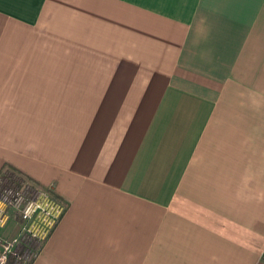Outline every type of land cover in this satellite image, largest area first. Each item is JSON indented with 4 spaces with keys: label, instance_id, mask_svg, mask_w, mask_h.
<instances>
[{
    "label": "crops",
    "instance_id": "1",
    "mask_svg": "<svg viewBox=\"0 0 264 264\" xmlns=\"http://www.w3.org/2000/svg\"><path fill=\"white\" fill-rule=\"evenodd\" d=\"M8 169L66 206L34 264H264V0H0Z\"/></svg>",
    "mask_w": 264,
    "mask_h": 264
},
{
    "label": "built area",
    "instance_id": "2",
    "mask_svg": "<svg viewBox=\"0 0 264 264\" xmlns=\"http://www.w3.org/2000/svg\"><path fill=\"white\" fill-rule=\"evenodd\" d=\"M8 211L15 214L21 232L12 239L0 235V264H34L66 206L53 188L43 189L8 169L0 176V229L11 219Z\"/></svg>",
    "mask_w": 264,
    "mask_h": 264
},
{
    "label": "rangeland",
    "instance_id": "3",
    "mask_svg": "<svg viewBox=\"0 0 264 264\" xmlns=\"http://www.w3.org/2000/svg\"><path fill=\"white\" fill-rule=\"evenodd\" d=\"M27 49V51L29 50V51H32V52H34L36 49L34 48V46H32V43L31 42H26V46H25ZM112 60V62H113V64H114V60L113 59H111ZM112 62L110 61L109 62V65H112ZM115 62H117V60H115ZM109 67V66H108ZM24 175V174H23ZM26 177V176H25ZM28 178V177H27ZM11 223L13 224V225H16L17 224V220H15L14 218L11 220Z\"/></svg>",
    "mask_w": 264,
    "mask_h": 264
},
{
    "label": "trees",
    "instance_id": "4",
    "mask_svg": "<svg viewBox=\"0 0 264 264\" xmlns=\"http://www.w3.org/2000/svg\"><path fill=\"white\" fill-rule=\"evenodd\" d=\"M14 171H15V172H17V173H20V174H22L21 172H19V171L15 170V169H14ZM22 175H23V174H22ZM32 182H33V183H35V184H37V183H36V182H34V181H32ZM37 185H39V184H37ZM56 198H58L60 201H62V200H61L59 197H57V195H56ZM62 202H63V201H62Z\"/></svg>",
    "mask_w": 264,
    "mask_h": 264
}]
</instances>
